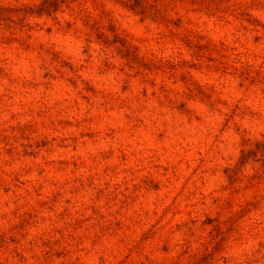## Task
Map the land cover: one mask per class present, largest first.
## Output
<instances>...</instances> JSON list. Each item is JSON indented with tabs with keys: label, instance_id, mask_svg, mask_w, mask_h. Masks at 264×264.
<instances>
[{
	"label": "rangeland",
	"instance_id": "rangeland-1",
	"mask_svg": "<svg viewBox=\"0 0 264 264\" xmlns=\"http://www.w3.org/2000/svg\"><path fill=\"white\" fill-rule=\"evenodd\" d=\"M0 264H264V0H0Z\"/></svg>",
	"mask_w": 264,
	"mask_h": 264
}]
</instances>
